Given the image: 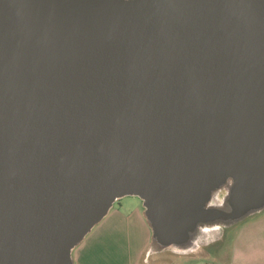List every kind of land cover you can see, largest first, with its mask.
I'll return each instance as SVG.
<instances>
[{"label":"water","instance_id":"obj_1","mask_svg":"<svg viewBox=\"0 0 264 264\" xmlns=\"http://www.w3.org/2000/svg\"><path fill=\"white\" fill-rule=\"evenodd\" d=\"M126 196L161 248L264 209V0H0V264Z\"/></svg>","mask_w":264,"mask_h":264},{"label":"crops","instance_id":"obj_2","mask_svg":"<svg viewBox=\"0 0 264 264\" xmlns=\"http://www.w3.org/2000/svg\"><path fill=\"white\" fill-rule=\"evenodd\" d=\"M138 199L137 196H126L119 199V207L113 205L107 216L73 250L74 264H210L216 260L215 252L217 256L222 250L220 244H215V247L220 246L206 256L195 254L194 247L174 251L179 253L175 256L169 254L168 248L158 249L145 217L143 202ZM258 232L264 234V227ZM259 250L260 258L253 261L233 258L229 264H264V247ZM159 253L161 256H154Z\"/></svg>","mask_w":264,"mask_h":264},{"label":"rangeland","instance_id":"obj_3","mask_svg":"<svg viewBox=\"0 0 264 264\" xmlns=\"http://www.w3.org/2000/svg\"><path fill=\"white\" fill-rule=\"evenodd\" d=\"M225 198L226 190L222 189L213 195L212 203L222 204ZM138 200L140 201V199ZM114 204L116 207H119V200ZM261 227H264V209L253 212L232 224L226 223L201 226L198 232L193 236L189 246L184 249L169 247L168 249L171 250L169 254L175 256V254L178 255L179 253H175L174 251L189 250L194 247L196 248L195 254L199 253L206 256L211 250H214L213 248H217L221 245L219 247L222 248L219 252L220 254L216 256L215 252V257L217 258L211 262L215 264H229L233 258L243 259V261H253L255 258H260L258 257L260 256L259 247H264V234L261 235L258 232ZM224 236L225 239L223 240ZM215 244L220 245H216L215 247ZM158 249H160L159 246ZM154 256H161V253Z\"/></svg>","mask_w":264,"mask_h":264},{"label":"trees","instance_id":"obj_4","mask_svg":"<svg viewBox=\"0 0 264 264\" xmlns=\"http://www.w3.org/2000/svg\"><path fill=\"white\" fill-rule=\"evenodd\" d=\"M210 264H213V263H210Z\"/></svg>","mask_w":264,"mask_h":264}]
</instances>
